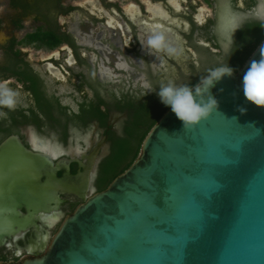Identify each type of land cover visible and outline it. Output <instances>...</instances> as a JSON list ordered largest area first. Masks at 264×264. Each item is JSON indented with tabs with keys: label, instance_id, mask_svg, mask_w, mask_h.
<instances>
[{
	"label": "water",
	"instance_id": "95a60500",
	"mask_svg": "<svg viewBox=\"0 0 264 264\" xmlns=\"http://www.w3.org/2000/svg\"><path fill=\"white\" fill-rule=\"evenodd\" d=\"M261 44L211 87L208 117L185 127L168 108L131 165L83 195L42 253L0 264H264V107L242 88ZM46 162L16 135L0 144V245L37 226L64 184Z\"/></svg>",
	"mask_w": 264,
	"mask_h": 264
},
{
	"label": "flooded vegetation",
	"instance_id": "af4514ba",
	"mask_svg": "<svg viewBox=\"0 0 264 264\" xmlns=\"http://www.w3.org/2000/svg\"><path fill=\"white\" fill-rule=\"evenodd\" d=\"M161 1L166 11L175 10L168 0L148 2L153 6ZM198 1L187 0L185 5L179 0L181 7L185 5L179 16L191 25L188 31L184 24L180 29L169 22L161 10L151 12L152 7L146 8L142 1L138 9L126 10L119 0L77 4L73 0H8L9 6L19 10L13 26L24 27L31 16L34 28L22 37L14 31L0 45V144L18 136L27 148L45 157L46 170L54 171L64 184L57 185L48 210L37 214V226L0 245V261L42 253L65 217L83 202L82 196L89 197L112 181L105 185L114 169L116 145L137 109L153 98L148 78L157 70L162 72L159 54H168L149 49V36L162 32L178 49V30L196 47L200 35L218 43L214 30L218 0H203L211 9L203 24L197 21ZM232 3L246 9L256 0ZM248 24L258 26L255 21L246 23L235 39ZM22 41L33 44L35 50L24 49ZM71 179L75 192L68 188ZM48 180L47 174L41 176L42 182Z\"/></svg>",
	"mask_w": 264,
	"mask_h": 264
},
{
	"label": "clouds",
	"instance_id": "9594fccd",
	"mask_svg": "<svg viewBox=\"0 0 264 264\" xmlns=\"http://www.w3.org/2000/svg\"><path fill=\"white\" fill-rule=\"evenodd\" d=\"M250 21H255L264 28V0H256L254 5L246 9L241 5L234 6L232 0H218L214 30L220 47L225 54H230L229 59L237 50H232L233 44L236 43V31ZM141 45L145 46L143 42ZM147 47L157 52L165 51L169 55H179L181 51L169 44L162 32L150 35ZM234 71L228 60L226 64L222 63L209 69L194 88L169 81L166 84L162 83L156 93L161 103L175 113L183 126L196 125L218 107L217 99L210 93L211 87L225 75H232ZM145 87L150 85L146 84ZM242 88L247 101L264 107V44L259 46V59H253L244 73ZM240 111L243 113L247 109L240 107Z\"/></svg>",
	"mask_w": 264,
	"mask_h": 264
},
{
	"label": "rangeland",
	"instance_id": "374dc122",
	"mask_svg": "<svg viewBox=\"0 0 264 264\" xmlns=\"http://www.w3.org/2000/svg\"><path fill=\"white\" fill-rule=\"evenodd\" d=\"M73 1L77 4L87 0H73ZM119 1H120V5L126 10L131 6L138 9L139 7L137 6L138 5L137 3L139 1L145 2L146 8L152 7V9H150L151 12H153L154 10H161L162 14L165 17L170 18L169 22H172L173 24L177 25L180 29L183 27L182 24H184L186 29L188 28V31H190L191 29L190 23L186 22L185 20L183 21V19H181L182 17L179 16L181 12L184 11L185 5H187V0H183L185 5L182 7H181V2H179V0H168L174 7L175 9L174 11L168 10V8H166L168 10L166 11L165 7L162 4V1L160 2V4H155L153 6H150L151 4H149L148 2L149 0H119ZM199 1L201 2V6H199L197 21L199 24H203L208 18V16H211V9H208V5L206 3H202L203 0H199ZM151 12L149 14H151ZM18 13H19L18 9L9 6L8 0H0V45H2V42H4L7 38H9L10 34H12L14 31H16L18 35L22 37L24 33L34 28L32 23L33 17L31 16H28L25 19L24 27L22 28L14 27L13 22L18 19ZM170 14L173 15L172 18L171 16H169ZM174 31L176 30L174 29ZM180 33L181 31L178 30L177 36L180 37L178 38V43L180 44V50H181L179 52V55L172 56L164 53L163 54L161 53V55L159 54V56L161 57L159 58V62L163 65L162 69L164 71L162 70V72H160V70H157L156 72L150 74V77L148 78V81L150 80V84H151V87L149 88L150 95L162 106H164V104L161 103L159 96L156 93V91L159 90V87L161 86L162 83L166 84L169 81H172L177 85L180 84L190 85L195 79L200 77L201 74L205 72L207 67L217 62L226 61L230 55V54H225L220 46L219 48H217L212 41L206 39L202 35H200L198 38L195 39V42L199 44L198 47H196L193 44L194 41L189 39L188 36L185 37L180 35ZM20 46H22L26 50H35L33 44H29V42L26 41H22L20 43ZM208 48H210V51L207 50ZM28 53L32 60L36 59V56L33 55L32 51H29ZM166 65L169 67H167ZM153 80L157 82L156 85L155 83L154 84L151 83L153 82Z\"/></svg>",
	"mask_w": 264,
	"mask_h": 264
},
{
	"label": "trees",
	"instance_id": "16d2710c",
	"mask_svg": "<svg viewBox=\"0 0 264 264\" xmlns=\"http://www.w3.org/2000/svg\"><path fill=\"white\" fill-rule=\"evenodd\" d=\"M263 39L264 28L259 25L252 26L248 24L238 35L236 43L233 44L232 50H237L231 55L230 59L227 58L224 62H217L207 67L205 72L195 79L190 86L198 83L200 78L206 75L209 69L217 67L222 63L226 64L228 60L235 71H238ZM219 46V43H217L216 47L219 48ZM168 108L165 105H160L155 99L151 98L137 109L134 119L126 128L125 135L120 138L116 145L113 159L114 169L108 176L105 185L131 165L138 156L141 144L147 133Z\"/></svg>",
	"mask_w": 264,
	"mask_h": 264
}]
</instances>
